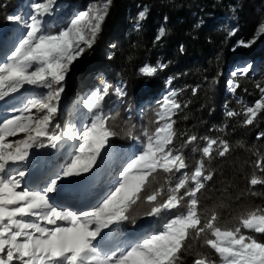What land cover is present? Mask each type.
Listing matches in <instances>:
<instances>
[{
  "label": "snow or ice",
  "instance_id": "6c2138e0",
  "mask_svg": "<svg viewBox=\"0 0 264 264\" xmlns=\"http://www.w3.org/2000/svg\"><path fill=\"white\" fill-rule=\"evenodd\" d=\"M110 3L111 0H106L102 7L89 3L86 10L79 11L62 30L55 33L45 30L42 19L52 11L54 0L32 3L34 14L25 25L26 34L7 62L0 63V100L18 93L25 85L45 90L24 102L23 107L17 109L19 115L0 123V264H177L186 239L201 234H204L205 244L219 255L222 264H264V242L242 232V229H248L264 234V210L242 214L235 227H222L215 211L210 214L198 211L197 193L204 188V181L211 179L204 158L211 159L213 146L217 144L219 148L216 151L220 156L228 153L230 146L226 140L205 138L207 146L203 147L202 158L190 175L184 173L174 187H151L150 178L154 179L158 169L171 174L188 167L184 155L171 147L176 135L172 117L181 108L175 90L164 96L157 112L160 118L158 126L145 133L144 146L123 168L119 186L103 198L102 203L88 211L68 210L52 202L50 194L60 192L62 181L88 173L108 138L115 135L106 126L108 117L102 115L103 102L111 87L107 82L101 90L93 91L83 99V107L91 116L89 124L82 129L68 126L63 131H59L60 125L52 126L70 66L86 48L92 47ZM146 14L147 9L141 11L139 19H146ZM8 19L20 22L23 18L13 15ZM259 31L264 32V25ZM164 35L165 29L161 27L157 40ZM255 38L239 44L248 47ZM158 67L162 69L166 65ZM158 67L144 66L140 72L151 77ZM248 71L249 67L242 69L243 74ZM238 87L234 83L231 90L236 91ZM258 88L261 98L254 106L246 107L244 125H252L258 113L264 110V87L258 85ZM115 91L119 95L124 94L120 87ZM237 115L240 113L227 112L228 117ZM19 133L24 134L22 139L8 141V137H16ZM260 137H264V132L259 134ZM65 138L78 141V147L66 166L50 175L42 190L21 189L27 169L9 171L11 165L27 161L30 149H55ZM196 140V136H189L186 143ZM257 167L264 168V163L258 161ZM189 181L194 183L193 187L188 186ZM250 183L255 186L264 181L253 176ZM185 197L188 198L186 213L170 219L159 234L136 241L124 251H112L105 256L98 252L94 241L102 230L127 220L126 213L137 200L147 202L146 215L159 216L164 210L180 206ZM194 264L207 262L197 258Z\"/></svg>",
  "mask_w": 264,
  "mask_h": 264
},
{
  "label": "trees",
  "instance_id": "16d2710c",
  "mask_svg": "<svg viewBox=\"0 0 264 264\" xmlns=\"http://www.w3.org/2000/svg\"><path fill=\"white\" fill-rule=\"evenodd\" d=\"M68 1L74 5L79 0ZM22 2L0 0V21L1 14ZM145 9L146 19L140 20L139 13ZM231 16L236 21L228 27ZM261 25H264V0H112L96 41L77 65L78 75L71 83L72 93L77 92L82 85L96 83L99 79L94 74L98 71L105 72L110 80L126 82L128 100L143 112L142 121L138 115L134 119L124 113L114 122L120 131L127 132L120 134L115 130L118 134L115 143L129 144L138 135V128L152 132L157 127L158 95L166 79L172 78L181 105L172 117L176 133L172 146L185 157L188 165L185 173L191 174L202 158L205 138L229 143L230 150L224 156L216 151L217 144L213 146L211 159L204 158L211 179L204 181V188L197 193L198 211L201 214L215 211L222 227H235L242 214L264 210V183L255 186L250 183L253 176L264 181V168L257 167L258 161L264 163V137L258 138L264 132V110L252 125L243 123L246 107L253 106L261 96L258 85L264 87ZM161 27L165 35L157 40ZM254 38L250 46L233 51L232 47L240 41ZM5 46L1 41L0 49L6 52ZM10 56L4 54L0 63L7 62ZM242 58L257 61L256 70L253 75L239 77L235 95L227 94L222 68ZM159 62L166 67L158 68L153 76L140 72L146 64L157 66ZM228 111L240 115L228 117ZM193 135L197 140L186 143ZM173 177L174 173L158 169L154 179L150 178L151 187L170 188L176 184ZM134 206L128 211L131 222L148 211L146 201L138 200ZM185 212L186 209L182 211ZM248 234L264 242V234L254 230H248ZM204 240V234L186 239L177 264H194L197 258L205 259L207 264L218 263L221 258Z\"/></svg>",
  "mask_w": 264,
  "mask_h": 264
},
{
  "label": "rangeland",
  "instance_id": "374dc122",
  "mask_svg": "<svg viewBox=\"0 0 264 264\" xmlns=\"http://www.w3.org/2000/svg\"><path fill=\"white\" fill-rule=\"evenodd\" d=\"M34 2L44 3L45 0H23L19 6L10 8L5 14H1V16H3L0 21V42L2 41V44L6 45V52L3 49H0V58L4 56V54H12L15 48L19 46V40L22 39L27 31L25 25L27 22H30V15L34 14V10L31 8V4ZM105 2L106 0H79L77 3L75 2L74 5H71V2L68 0H54L52 11L42 18L45 30L53 33L58 32L70 22V19L74 18L75 14L79 11L86 10L89 3H95L98 7H102ZM13 15L21 16L23 18L22 21H10L8 17ZM228 21L227 25L228 27H231L234 25L236 20H234L231 16ZM233 31L234 27L232 32ZM245 43H248V41ZM238 47H241V45L238 44L237 46H233V51ZM88 50H90V48H86L84 53L70 66V71L67 73L65 81L63 82L64 92L61 94L59 110L52 122V126L54 128L56 125H60L59 131H63L68 126L75 125L77 129H82L85 124H89L91 116L88 114L87 109L83 107V99L93 91L101 90L104 83L107 82L111 87L109 89L108 96L103 102L102 115L108 117L106 126L109 127L115 135L108 138L105 148L101 150V155L97 158L96 164L93 165L92 169L88 173H84L79 177L65 178L62 181V192L66 187L71 188L72 186L75 188L69 196L67 195V199L66 194H50L53 203L58 204L60 202L59 205L67 208L68 210L84 209L91 211L93 206H97L99 203H102L103 198H105L111 191H114L115 187L119 186L118 182L121 180V172L123 168H125L128 163H131L132 159L139 154L147 139L145 135L146 130L142 131L138 128L140 133L137 131L138 135L136 133V137L132 138V143H115V139H117L118 135L115 130L118 129L120 134H127V132H123L122 130L120 131L121 128L116 127L114 124L117 117L119 116L120 118L124 115V113H129V115L134 119L136 118L135 115H138L139 121H142L141 118L143 115V112L137 110L139 106L135 109L134 103H132L131 100H128V87L124 80H110L105 72L98 71L94 74L99 79L96 83L82 85L77 92L72 93L71 83L78 75L76 67L83 60ZM161 64L164 65L163 62H159L157 67ZM145 66L153 65L146 64ZM256 66L257 61H253L250 58H242L226 64L225 67L222 68V76L225 78V92L227 94L235 95V91L231 90V85L234 83L239 85L238 79L241 76L253 75L256 70ZM244 67H249L247 74L242 73V69ZM169 81H171V83H169ZM117 87L123 89V95L116 93L115 89ZM173 90L178 93L175 85L172 83V78H167L163 91L158 95L160 109L164 96ZM44 91V89L36 88L35 86L25 85L18 93H12L4 100H0L1 123L4 119H10L13 115H19L17 109L23 107L24 102L28 99L34 98L36 95ZM152 96L153 95H151L150 98ZM260 98L261 96H259L257 100ZM157 121L160 122V118H157ZM23 137L24 134L19 133L16 137H8L7 139L11 142L16 139H22ZM205 146H207V141ZM77 147L78 141H69L65 138L64 141H62L55 149L50 147H36L30 149L28 160L12 164L9 171L16 168L27 169V174L21 183V189L28 188L30 191L42 190L46 184L47 178L54 172H58L61 168L66 166V163L69 161V158L72 156ZM171 147L174 148V146ZM173 173V180L177 183L185 173V169L180 172ZM188 186L193 187L194 183L189 181ZM187 199L188 198L185 197L180 206L171 210H164L159 216H148L143 214V216H138L139 218L135 219V221L131 222L127 219L110 226V228L103 229L101 235L97 237L96 241H94L98 252L101 256H105L110 255L112 251H124L136 241L142 240L150 235L159 234L165 223H167L170 219L175 218L177 215L182 214L184 209L187 210L188 204L185 206ZM137 203L134 207L137 206ZM131 209L132 207L129 208L128 211ZM126 214L128 215V212ZM242 232L245 235H249L248 229H244ZM216 264H222V261L220 260Z\"/></svg>",
  "mask_w": 264,
  "mask_h": 264
},
{
  "label": "bare ground",
  "instance_id": "6f19581e",
  "mask_svg": "<svg viewBox=\"0 0 264 264\" xmlns=\"http://www.w3.org/2000/svg\"><path fill=\"white\" fill-rule=\"evenodd\" d=\"M33 186V185H32ZM71 189V190H70ZM75 188H73L72 186H71V188H68V187H66V188H64V190H63V192H62V190H61V192H59L60 194L62 193V194H66V199L68 198V196L70 195V193H72V191L74 190ZM58 193V194H59ZM68 195V196H67ZM65 199V200H66ZM57 201V200H56ZM59 202V201H58ZM60 203V202H59ZM58 203V204H59Z\"/></svg>",
  "mask_w": 264,
  "mask_h": 264
}]
</instances>
